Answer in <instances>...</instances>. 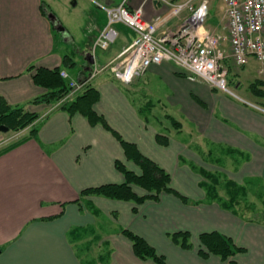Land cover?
<instances>
[{
	"label": "crops",
	"instance_id": "0c3cea01",
	"mask_svg": "<svg viewBox=\"0 0 264 264\" xmlns=\"http://www.w3.org/2000/svg\"><path fill=\"white\" fill-rule=\"evenodd\" d=\"M121 1L0 0V96L39 115L22 129L26 139L0 154V264H156L134 254L121 227L143 237L168 264H264V209L262 218H252L238 211V203L232 208L220 203L227 196L226 179L264 183V103L252 100L263 97V90L250 93L240 82L233 87L236 95L213 89L168 60L151 64L128 83L109 69L88 81L99 93L95 112L164 168L169 186L188 201L165 191L139 203L82 194L86 187L124 180L116 159L136 173L140 168L102 124L51 103L31 102L46 91L33 80L38 67L60 66L82 79L92 58L102 66L118 57L133 37L119 22L116 40L94 57L90 53L107 20L103 7ZM174 1L127 0L126 5H141L147 20L160 15L161 34L185 14H169ZM257 65L264 64L251 56L241 66L249 71ZM157 134L167 142H159ZM201 169L220 177L218 198L206 195ZM132 188L138 195L148 193ZM175 231H188L191 247L174 243L170 233ZM211 231L244 250L227 259L200 255L199 235ZM79 245H92V252H80Z\"/></svg>",
	"mask_w": 264,
	"mask_h": 264
},
{
	"label": "built area",
	"instance_id": "2783aa9c",
	"mask_svg": "<svg viewBox=\"0 0 264 264\" xmlns=\"http://www.w3.org/2000/svg\"><path fill=\"white\" fill-rule=\"evenodd\" d=\"M126 1L103 7L107 20L93 40L91 54L94 57L96 49H106L116 40V22L131 28V42L107 64L98 66L93 62L89 75L83 79H72L61 70V77L70 87L64 99L72 97L104 69H109L117 79L128 83L142 75L151 64L164 60L176 63L190 79H201L213 89L236 95L228 86L225 59L231 57L236 64L244 65L253 56L264 64V0H222L228 51L224 47V35L206 27L208 0L172 2L171 16L185 14L175 28L161 34H157L158 24L163 19L160 15L147 20L143 17L141 5L129 9Z\"/></svg>",
	"mask_w": 264,
	"mask_h": 264
},
{
	"label": "trees",
	"instance_id": "16d2710c",
	"mask_svg": "<svg viewBox=\"0 0 264 264\" xmlns=\"http://www.w3.org/2000/svg\"><path fill=\"white\" fill-rule=\"evenodd\" d=\"M65 57L62 59V64L65 65ZM60 66L53 68L38 67L33 74V80L36 84L46 88V91L36 97L31 102L39 103H57L58 108L66 110L69 114L79 112L87 117L90 123H100L106 129L110 130L118 139L124 150L127 159L133 161L139 168L140 172L136 173L129 169L120 160H115L116 168L123 174L124 180L120 183H105L98 186L86 187L81 190L82 194H98L109 198L131 200L137 203L142 202L147 198L157 199L161 191L171 192L180 197L184 201L188 198L177 192L169 186L170 174L150 158L143 155L136 145L132 142L124 140L119 133L112 129L106 122L104 117L95 112L93 109L94 102L98 99L99 93L96 88L86 84L79 92L72 97L64 99L70 90L66 80L60 75ZM258 89L255 92L258 94ZM63 99V100H62ZM62 100V101H61ZM37 112L25 110L18 105H9L0 96V124H4L10 130H20L30 125L37 117ZM33 132V131H32ZM157 139L161 143H166L167 138L164 135L157 134ZM26 137L20 138L9 145L0 149V154L17 146L23 142ZM201 174L204 180L201 181V186L204 187L206 195L210 198H218V186L220 177L213 172L201 169ZM132 185H137L148 193L138 195L132 188ZM226 198L221 199L220 203L226 208H232L238 203L239 198L246 194V188L243 185L235 183L231 179L225 180ZM120 232L132 242L134 254L140 259H152L156 264H168L165 257L159 254L155 248L150 245L143 237L130 231L126 228H120ZM171 240L183 248L191 247L188 231H175L170 233ZM200 242L204 248H200L198 252L205 256L209 253L219 255L222 259H227L230 256L244 250L234 243V241L224 234L216 231L204 232L199 235Z\"/></svg>",
	"mask_w": 264,
	"mask_h": 264
},
{
	"label": "rangeland",
	"instance_id": "374dc122",
	"mask_svg": "<svg viewBox=\"0 0 264 264\" xmlns=\"http://www.w3.org/2000/svg\"><path fill=\"white\" fill-rule=\"evenodd\" d=\"M208 2H209V14L206 19V27L216 33H220L221 35H224L225 37L224 47L226 48V51H228L229 45L227 38L226 17L224 13V8L222 7V2L221 0H208ZM224 66L226 68L227 82L230 88L234 89L235 88L234 84L236 82L237 83L240 82L242 87L246 89L247 87L250 88L247 89V91L250 93L252 92L254 93L256 88L260 89L261 91L263 90L264 92V65H260L261 67H259L258 65L254 66L253 70L247 71L244 70L245 69L244 66L236 64L231 57H228L224 61ZM257 81H260L263 84L258 83ZM252 100L254 102L258 101V103L260 102L264 103V96L258 98L252 97ZM23 135L24 134L22 129L21 130L8 129L7 131L0 130V137H1L0 149L22 138ZM243 186L246 188V194L239 198L237 205L238 208L237 207L236 208L241 214L247 215L252 218H262V210L264 209L263 208L264 205L262 204V201L264 200V183H246ZM93 226H97V224L94 223ZM99 232H100V228H99ZM90 238H92V235H90ZM91 243L94 246L96 245L95 240H93ZM92 245L89 246V248L79 245V251L81 252V250L82 251L89 250L92 252L91 250Z\"/></svg>",
	"mask_w": 264,
	"mask_h": 264
},
{
	"label": "water",
	"instance_id": "95a60500",
	"mask_svg": "<svg viewBox=\"0 0 264 264\" xmlns=\"http://www.w3.org/2000/svg\"><path fill=\"white\" fill-rule=\"evenodd\" d=\"M49 16L52 17L51 14H49ZM53 17H54V16H53ZM0 130H1V131H7V130H8V127H7L6 125H4V124H0Z\"/></svg>",
	"mask_w": 264,
	"mask_h": 264
}]
</instances>
